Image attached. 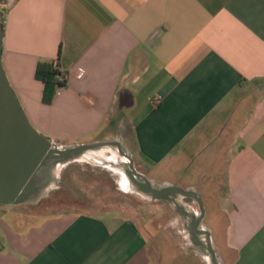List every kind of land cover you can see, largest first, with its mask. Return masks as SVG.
Wrapping results in <instances>:
<instances>
[{
    "label": "crops",
    "instance_id": "0c3cea01",
    "mask_svg": "<svg viewBox=\"0 0 264 264\" xmlns=\"http://www.w3.org/2000/svg\"><path fill=\"white\" fill-rule=\"evenodd\" d=\"M2 3L1 66L40 135L122 140L142 174L200 194L222 264H264V0ZM39 62L66 77L48 104ZM9 215L0 264H155L121 211Z\"/></svg>",
    "mask_w": 264,
    "mask_h": 264
},
{
    "label": "water",
    "instance_id": "95a60500",
    "mask_svg": "<svg viewBox=\"0 0 264 264\" xmlns=\"http://www.w3.org/2000/svg\"><path fill=\"white\" fill-rule=\"evenodd\" d=\"M0 25V208L36 206L57 189L65 166L94 164L117 174L121 187L147 203L166 202L179 216L189 250L205 264H222L206 227L205 208L194 189L157 184L135 167L132 151L122 140L96 141L80 145L51 143L28 122L10 89L1 66ZM190 198L192 205L185 202Z\"/></svg>",
    "mask_w": 264,
    "mask_h": 264
},
{
    "label": "rangeland",
    "instance_id": "374dc122",
    "mask_svg": "<svg viewBox=\"0 0 264 264\" xmlns=\"http://www.w3.org/2000/svg\"><path fill=\"white\" fill-rule=\"evenodd\" d=\"M0 4H3L2 0ZM3 9L0 6V11ZM81 167L84 166L75 164L67 168L57 189L36 206L1 207L0 218L9 223V212H14L24 216L25 222H30L64 210L101 216L118 210L129 214L145 233L155 264H205L197 254L190 253L179 216L166 202L147 203L126 193L117 174L107 169H102L103 172L100 169L98 174L81 172Z\"/></svg>",
    "mask_w": 264,
    "mask_h": 264
},
{
    "label": "trees",
    "instance_id": "16d2710c",
    "mask_svg": "<svg viewBox=\"0 0 264 264\" xmlns=\"http://www.w3.org/2000/svg\"><path fill=\"white\" fill-rule=\"evenodd\" d=\"M4 10L0 11V25L4 27ZM59 75L57 63L39 62L35 69V79L40 81L43 85V102L48 104L51 101L52 95L55 92L56 87L64 88L65 84H60L56 81V77Z\"/></svg>",
    "mask_w": 264,
    "mask_h": 264
},
{
    "label": "built area",
    "instance_id": "2783aa9c",
    "mask_svg": "<svg viewBox=\"0 0 264 264\" xmlns=\"http://www.w3.org/2000/svg\"><path fill=\"white\" fill-rule=\"evenodd\" d=\"M0 6H1V4H0ZM82 75H83V71H82V70H78V71H77V77H78V78H81ZM56 81H57L58 83L64 85V84L66 83V77H65V75H64L62 72L59 71V75H57V77H56ZM62 89H63V88H61V87H56L55 92H54V95H55V96H58L59 93H60V91H61ZM157 103H158V98L154 100V104H157Z\"/></svg>",
    "mask_w": 264,
    "mask_h": 264
},
{
    "label": "flooded vegetation",
    "instance_id": "af4514ba",
    "mask_svg": "<svg viewBox=\"0 0 264 264\" xmlns=\"http://www.w3.org/2000/svg\"><path fill=\"white\" fill-rule=\"evenodd\" d=\"M185 201L191 205H193V207H195L197 209V205L194 203H192L191 199L190 198H186Z\"/></svg>",
    "mask_w": 264,
    "mask_h": 264
}]
</instances>
